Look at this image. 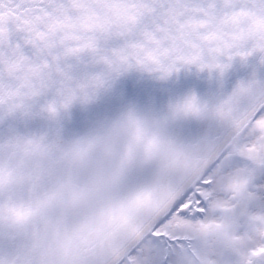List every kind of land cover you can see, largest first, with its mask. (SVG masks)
Instances as JSON below:
<instances>
[{
	"label": "snow or ice",
	"instance_id": "1",
	"mask_svg": "<svg viewBox=\"0 0 264 264\" xmlns=\"http://www.w3.org/2000/svg\"><path fill=\"white\" fill-rule=\"evenodd\" d=\"M0 264H264V0H0Z\"/></svg>",
	"mask_w": 264,
	"mask_h": 264
}]
</instances>
